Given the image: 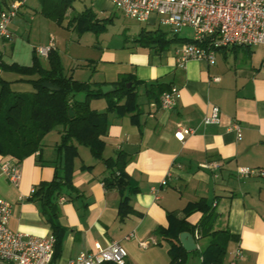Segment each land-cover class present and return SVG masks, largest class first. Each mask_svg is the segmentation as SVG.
<instances>
[{
  "label": "crops",
  "instance_id": "1",
  "mask_svg": "<svg viewBox=\"0 0 264 264\" xmlns=\"http://www.w3.org/2000/svg\"><path fill=\"white\" fill-rule=\"evenodd\" d=\"M44 25L48 24L36 13L21 7L9 24L12 39L0 42L2 59L29 65L34 47L53 38L63 73L75 80L112 86L120 75L138 80L136 111L109 112L102 136L103 157H115L122 151L130 158L124 167L129 184L123 180L120 187L105 189L102 181L108 171L103 162L95 160L86 147L77 146L72 174L75 191L69 194L63 189L57 198L58 222L65 232L54 263L68 264L95 243L117 241L127 252L125 264H168L169 243L155 237L153 230L167 225L168 211L181 215L188 202L204 198L218 213L215 228L237 236L229 242L223 264H229L237 249L242 257L235 264H264V176L241 177L236 172L239 166L264 169V46H225L216 51L213 64L191 59L179 67L173 52L177 41L161 51L140 44L110 48L101 45V37L88 36L92 31L79 34L63 23L70 29L64 38L46 31ZM8 48L10 55L5 60ZM156 80L178 87L180 96L173 109H161L158 99L147 95V84ZM89 104L104 111L106 99L93 98ZM213 105L219 108L220 122L202 124V116ZM232 123L239 125V139ZM178 124L196 130L179 140L174 136ZM59 137L58 130L50 131L41 149L18 164L16 184L1 170L2 162L14 159L0 155V198L12 204L10 229L39 237L51 234L40 204L28 198L40 181L52 178ZM206 162L218 166L203 167ZM81 165L92 167L81 169ZM164 178L167 182L161 185ZM129 186L137 190L130 193ZM152 187L157 188L156 198ZM124 196L133 212L120 221L117 206ZM200 216L196 211L186 220L196 224ZM198 245L199 250L203 248ZM185 264H200L198 253L189 254Z\"/></svg>",
  "mask_w": 264,
  "mask_h": 264
},
{
  "label": "trees",
  "instance_id": "2",
  "mask_svg": "<svg viewBox=\"0 0 264 264\" xmlns=\"http://www.w3.org/2000/svg\"><path fill=\"white\" fill-rule=\"evenodd\" d=\"M74 0H38L39 13L62 25L66 12ZM1 6V5H0ZM71 26L77 33L86 31L97 32L103 26L100 19L91 8H84L81 12L71 17L66 27ZM185 38L166 39L162 32L141 31L139 44L142 47L151 48L154 51L167 49L171 43H180ZM5 74H13L14 78H7ZM49 81L58 89L49 90L41 84ZM133 83L127 86L128 82ZM25 82L29 85L26 91L13 88L12 83ZM135 80L130 75H120L113 83L115 90L108 93L101 92V83L90 81H78L67 76L62 71L58 53L50 50L46 64L33 51L31 63L21 65L16 62H5L0 54V155L9 156L14 163L19 164L25 157L41 149L43 137L52 130H58L60 137L55 144L56 160L54 173L50 180L40 181L29 196L30 201L40 204L54 237L53 257L55 262L61 252V243L65 229L59 224L58 197L63 189L70 193L75 191L72 184L73 162L78 156L77 146L86 147L95 160H101L108 171L103 177L105 189L121 186L119 178L127 181L124 171L129 157L122 151H118L115 157H103L104 140L108 125L107 115L115 111L119 115L134 113L138 107ZM160 81L147 84L146 93L157 101L160 93L168 89ZM83 93L79 99L77 95ZM104 97L106 108L97 111L90 107V100ZM69 109L73 115H69ZM92 166L81 165V169ZM129 184V183H128ZM135 186H129V192L136 191ZM199 211L201 216L196 224H190L186 218L193 212ZM133 212L128 203V196L121 197L117 206L118 219ZM218 213L211 202L204 198L188 202L181 210V215L176 211L166 213L167 225L158 226L153 230V235L159 240L169 243L168 264H185L189 254L198 253L200 264H223L227 246L230 241H235L237 236L227 229L215 228ZM197 230L199 238H206L207 244L202 249L186 251L179 240L182 232H188L192 236ZM114 264V263H109Z\"/></svg>",
  "mask_w": 264,
  "mask_h": 264
},
{
  "label": "built area",
  "instance_id": "3",
  "mask_svg": "<svg viewBox=\"0 0 264 264\" xmlns=\"http://www.w3.org/2000/svg\"><path fill=\"white\" fill-rule=\"evenodd\" d=\"M125 16L138 22L154 23L153 17L168 25L173 34L188 28L191 36L177 43L173 52L177 66L184 67L191 59H202L208 63L215 62L216 51L230 45H263L264 46V0H107ZM26 0H0V42L12 39L13 33L9 24ZM157 21V20H156ZM54 49L53 38L46 45L34 47L39 57L47 58ZM264 63V57H263ZM218 80V77H213ZM180 92L177 86L170 85L158 97V106L170 110L176 105ZM154 104V103H153ZM220 122V112L217 106H211L202 118L201 123L217 124ZM230 127L239 139V125L232 123ZM195 128L178 124L174 136L183 140L185 135L193 134ZM206 168H215V162L201 164ZM3 174L16 184L19 180L18 164L11 161L1 163ZM236 172L241 177L264 176L263 168L239 166ZM167 179L160 181L164 185ZM33 191V190H31ZM157 197V188L152 187ZM62 199V198H61ZM12 204L0 198V262L9 264H56L52 261L54 237L35 236L26 232L12 230L8 227ZM199 233L194 231L196 249ZM127 252L117 241L105 245L95 243L93 249L79 253L68 264H125ZM242 257L237 249L229 264H235Z\"/></svg>",
  "mask_w": 264,
  "mask_h": 264
},
{
  "label": "rangeland",
  "instance_id": "4",
  "mask_svg": "<svg viewBox=\"0 0 264 264\" xmlns=\"http://www.w3.org/2000/svg\"><path fill=\"white\" fill-rule=\"evenodd\" d=\"M22 7H26L32 13H36L37 18L48 24L47 26L44 25V29H46V31L47 29L52 31L53 35L59 34L63 35V37L65 36L64 38H66L68 32H70V29H66L62 25H57L54 21L42 16L39 13L38 0H26V4ZM84 8H91L96 14V17L103 23V26H101L99 31L91 32L88 36H95L94 38L101 37V45L106 47L118 48L123 45L131 46L139 44L138 39L140 38V32L142 30H158L163 33V36L166 39L191 36V31L188 28L183 29L179 33L173 34L168 25H163L158 21V16L156 15L153 17L154 23L138 22L135 19L125 16L122 11L113 5H110L106 0H74L66 12V17L63 21L64 25H67V22L71 19V17L81 12ZM4 55V59L7 60L8 58L5 57H9L10 55L9 48L5 50ZM40 59L43 64H46L45 57H40ZM4 76L9 79L14 78L13 74H5ZM12 86L14 89L19 91H26L29 89V85L25 82H14L12 83ZM77 97L82 99L84 95L83 93H79ZM198 243L202 247H205L207 240H199Z\"/></svg>",
  "mask_w": 264,
  "mask_h": 264
},
{
  "label": "water",
  "instance_id": "5",
  "mask_svg": "<svg viewBox=\"0 0 264 264\" xmlns=\"http://www.w3.org/2000/svg\"><path fill=\"white\" fill-rule=\"evenodd\" d=\"M41 85L44 88H47L49 90H56V89H58V87L56 85L52 84L49 81H43ZM129 85H131L130 82L127 83V86H129ZM100 89H101V92L102 93H108V92H111V91L115 90L116 87H114V86H112L110 84H103V85H101ZM69 115L70 116L73 115V112H72L71 109H69ZM118 181L120 183L125 184V182L123 181L122 178H119ZM179 240H180V243H181L182 247L186 251H192V250L196 249L195 240H194L193 236L190 233H188V232H182V233H180Z\"/></svg>",
  "mask_w": 264,
  "mask_h": 264
}]
</instances>
